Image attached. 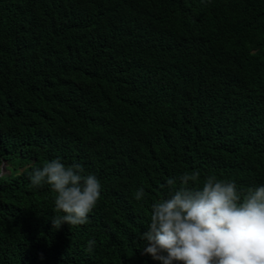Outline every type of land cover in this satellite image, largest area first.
<instances>
[{
	"label": "trees",
	"instance_id": "16d2710c",
	"mask_svg": "<svg viewBox=\"0 0 264 264\" xmlns=\"http://www.w3.org/2000/svg\"><path fill=\"white\" fill-rule=\"evenodd\" d=\"M67 1L39 9L29 24L0 20V166L7 161L12 173L0 177V264H161L141 255L140 237L167 180L198 171L202 186L208 175L196 165L201 151L243 149L255 137L263 140L257 154L264 159V106L220 103L210 91L252 80L264 98V48L248 47L252 31L264 41V0H71L79 8ZM134 13H147V23L118 49L110 34ZM22 39L34 45L16 58L12 49ZM222 51L228 70L217 63ZM71 81L73 91L64 87ZM77 85L87 96L112 89L123 111L101 137H86L88 159L79 150L65 158L97 174L101 196L86 224L55 229L51 217L63 215L54 211L55 193L45 183L33 187L30 173L69 152L72 112L99 116L77 101ZM114 106L97 102L110 115ZM220 175L231 178L227 170ZM236 182L246 193L264 177L251 185L239 172ZM141 187L145 196L137 201ZM89 240L96 241L91 252Z\"/></svg>",
	"mask_w": 264,
	"mask_h": 264
},
{
	"label": "clouds",
	"instance_id": "9594fccd",
	"mask_svg": "<svg viewBox=\"0 0 264 264\" xmlns=\"http://www.w3.org/2000/svg\"><path fill=\"white\" fill-rule=\"evenodd\" d=\"M80 3L70 0L66 6L75 4L79 8ZM55 4L57 0H0V20L13 17L15 26L19 23L29 24L39 9ZM98 7L104 12L101 4L98 3ZM85 9L88 10L89 6ZM146 15L131 14L123 24L113 28L110 38L118 49L131 44L135 30L147 23ZM46 19L45 16L39 17L40 21ZM197 24L203 25V19L199 18ZM11 31H15V27ZM260 37L264 38V32ZM248 40L251 53L264 48V41L259 39L257 32H250ZM33 45L31 39L17 41L12 49L13 55L18 58L30 51ZM217 63L224 70L230 68L228 58L223 57V51ZM74 86L72 81L64 84L69 91H73ZM77 88L81 93L77 101L92 105L99 111V116L86 119L72 112L67 122L72 144L69 152L62 159L55 158L41 163L30 173L33 187L45 183L46 188L55 193L54 211L63 213L51 217L55 229L64 223L71 226L86 224L89 213L101 196L102 186L97 174L80 160L68 162L65 158L71 151L79 150L88 159L93 152L86 137L91 134L101 137L111 118L123 111L122 101L112 89L99 95L87 96L82 86L77 85ZM141 90L144 88L141 87ZM210 91L220 103L231 106L254 103L264 106L262 90L260 87L255 88L252 80L249 84L223 82L214 85ZM100 100L114 103L112 115L98 109L97 102ZM262 147V138L255 137L243 149L231 146L221 153L204 149L199 153L196 163L208 175L202 186L198 183V171L169 178L164 186L167 189L165 196L151 205L150 223L140 237L143 241L141 255L150 259L149 254L161 264H264V184L251 186L245 193V188L236 182L239 172L246 174L251 185L264 177V159L257 154ZM215 160L222 161L224 166L214 169L212 164ZM0 169V177L12 174L5 160ZM223 170L229 171L231 178L222 177L220 172ZM5 171L9 173L5 174ZM189 182L196 186L189 187ZM144 196L145 190L141 187L134 198L140 201ZM95 243V240L88 241V252L92 251Z\"/></svg>",
	"mask_w": 264,
	"mask_h": 264
},
{
	"label": "rangeland",
	"instance_id": "374dc122",
	"mask_svg": "<svg viewBox=\"0 0 264 264\" xmlns=\"http://www.w3.org/2000/svg\"><path fill=\"white\" fill-rule=\"evenodd\" d=\"M4 173L6 174V173H9V172L8 171H5Z\"/></svg>",
	"mask_w": 264,
	"mask_h": 264
}]
</instances>
